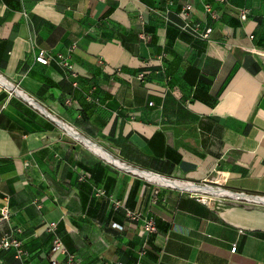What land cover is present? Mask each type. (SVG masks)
Here are the masks:
<instances>
[{
  "label": "crops",
  "instance_id": "0c3cea01",
  "mask_svg": "<svg viewBox=\"0 0 264 264\" xmlns=\"http://www.w3.org/2000/svg\"><path fill=\"white\" fill-rule=\"evenodd\" d=\"M0 73L30 98L0 100V239L29 253L0 264H66L55 235L80 264H264V0H0Z\"/></svg>",
  "mask_w": 264,
  "mask_h": 264
},
{
  "label": "built area",
  "instance_id": "2783aa9c",
  "mask_svg": "<svg viewBox=\"0 0 264 264\" xmlns=\"http://www.w3.org/2000/svg\"><path fill=\"white\" fill-rule=\"evenodd\" d=\"M193 6L190 3H185L182 6V9L180 11V16L182 17V19L184 20L183 24H181L179 27L181 30L183 31H187L189 33H191L192 35L199 37L201 39H205V40H209L212 30V27H207L205 29H201L200 25L194 22H191L190 20V11L192 10ZM205 10L210 13V15L213 18H216L218 15L215 11L212 10L210 5H205ZM240 18L242 21H245L248 18V11L245 9H242L240 11ZM142 36H144L142 34ZM36 61L41 63V64H49L50 62H55L59 65H61L62 67H64L67 71L71 72L73 76H75V73L73 71V63L70 60V56H64L63 54L57 53L55 55H50L49 53H47L45 50H40V52L38 53V55L36 56ZM140 78H142L144 76V74H140L139 75ZM0 86L1 88L6 91L9 95L13 96V95H18L21 96L23 98L26 99H30L22 90H20L18 88V86L12 84L2 73H0ZM67 127V131L69 132H75L76 130H74L71 126L66 125ZM146 173V172H144ZM150 175H154V176H158L164 180H169V181H174V182H178L181 184H185V185H194V186H202V187H211L213 189H215V191H217L218 193H207V198H209L208 200H212L215 199L217 197H222V196H230V197H235L237 199H242V198H247L248 195L245 194L244 192H234L228 189L223 188L220 185H212V184H208L206 182L204 183H195V182H191V181H184V180H172L169 178H165L156 174H152V173H147ZM162 186L163 185H168V184H164L159 182ZM183 190H186L187 192L190 193H199V190H195V189H190V188H182ZM206 199V198H205ZM5 200L6 203L2 206L1 210H0V220L1 221H6L9 222L10 221V207L8 204V196H5ZM130 218L133 220H137L139 218V215L131 212L130 213ZM114 227L120 228L122 229L123 226L117 223L113 224ZM143 227V231L146 233H151V232H156L157 231V224L156 221L153 218H149V219H145L144 223L142 224ZM57 228V223L56 222H51L48 226V229L51 231H55ZM22 228L20 227H13L9 233L5 234L1 239H0V248L4 249V250H13L14 251V256L17 259H20L22 261H26L28 258V251L24 249L23 247V240L20 238V235L22 233ZM237 249L236 246H234L232 248V251L235 252ZM51 254L54 256L57 255H64L66 257V264H80V259L79 257L68 251V249L66 248V246L64 245L62 239L58 236L55 235L53 238V242H52V246H51V250H50ZM57 259L55 257L52 258V264H57ZM118 264H127L125 262H119ZM136 264H142V262H137Z\"/></svg>",
  "mask_w": 264,
  "mask_h": 264
},
{
  "label": "bare ground",
  "instance_id": "6f19581e",
  "mask_svg": "<svg viewBox=\"0 0 264 264\" xmlns=\"http://www.w3.org/2000/svg\"><path fill=\"white\" fill-rule=\"evenodd\" d=\"M144 175L148 176L149 178L151 179H155L157 180L158 182H161V183H164V184H168V185H174V186H177V187H180V188H190V189H195V190H199L203 193H218L217 191H215V189L211 188V187H202V186H194V185H185V184H181V183H178V182H174V181H169V180H164L158 176H154V175H150V174H147V173H143Z\"/></svg>",
  "mask_w": 264,
  "mask_h": 264
},
{
  "label": "water",
  "instance_id": "95a60500",
  "mask_svg": "<svg viewBox=\"0 0 264 264\" xmlns=\"http://www.w3.org/2000/svg\"><path fill=\"white\" fill-rule=\"evenodd\" d=\"M7 96V92L6 91H3L1 94H0V100L5 98Z\"/></svg>",
  "mask_w": 264,
  "mask_h": 264
}]
</instances>
